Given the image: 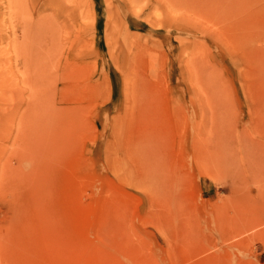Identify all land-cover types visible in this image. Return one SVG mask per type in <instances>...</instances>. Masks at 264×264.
<instances>
[{
  "label": "rangeland",
  "instance_id": "1",
  "mask_svg": "<svg viewBox=\"0 0 264 264\" xmlns=\"http://www.w3.org/2000/svg\"><path fill=\"white\" fill-rule=\"evenodd\" d=\"M169 1L0 0V264H264V0Z\"/></svg>",
  "mask_w": 264,
  "mask_h": 264
},
{
  "label": "bare ground",
  "instance_id": "2",
  "mask_svg": "<svg viewBox=\"0 0 264 264\" xmlns=\"http://www.w3.org/2000/svg\"><path fill=\"white\" fill-rule=\"evenodd\" d=\"M72 1V0H71ZM184 1V2H183ZM170 0L169 1V3L171 4L170 6L172 7L173 6V10L176 12V13H179V12H184V13H187L188 14V16H189V14H192L193 13V15L195 16V17H193V18H197V19H200V20H204V18L205 19H207L206 18V15H205V4H203L202 3V1L201 0ZM223 2H221V0H218V3H219V7H222V6H224V5H222V4H224V0H222ZM246 1V0H245ZM238 3V2H237ZM226 5V4H225ZM222 8H225V7H222ZM222 8H220V10L222 9ZM73 10H75L74 8H72ZM222 11V10H221ZM77 12V11H76ZM224 14H225V11H222ZM221 13V12H220ZM223 14V15H224ZM87 16V15H86ZM192 16V15H191ZM224 16H221V14H219V16L217 17V22L219 23V22H221V21H218L220 18L222 19ZM115 18V17H114ZM189 18H190V16H189ZM44 19V18H43ZM225 19V18H224ZM236 19V18H235ZM52 20V19H51ZM41 22V21H40ZM223 22V21H222ZM53 23V22H52ZM41 24V23H40ZM42 25V24H41ZM47 27V26H46ZM72 94V93H71ZM73 95V94H72ZM63 99V98H62ZM66 103H67V101H66ZM46 104V103H45ZM61 104V103H60ZM49 105V104H48ZM69 106V105H68ZM43 108V107H42ZM48 108V107H47ZM134 108V107H133ZM132 110V109H131ZM135 111V110H134ZM133 112V111H132ZM131 112V113H132ZM130 113V114H131ZM129 114V115H130ZM134 114V113H133ZM140 114V113H139ZM175 114H178L177 112L175 113ZM127 115V114H126ZM179 115V114H178ZM132 116V115H131ZM45 117V116H44ZM143 117V116H142ZM155 117V116H154ZM0 118H1V115H0ZM125 118H127V121H128V115L125 117ZM157 118H159V117H157ZM134 119V118H133ZM138 119V118H137ZM160 119H164V118H160ZM131 120V119H130ZM165 120V119H164ZM163 120V121H164ZM1 121V120H0ZM160 121V120H159ZM167 122V121H166ZM127 123H129V121L127 122ZM165 123V122H164ZM176 124V123H175ZM199 124H201V123H199ZM127 125V124H126ZM162 125V124H161ZM202 125V124H201ZM200 125V126H201ZM164 126V125H163ZM177 127H178V125H176ZM130 127V126H129ZM176 127V128H177ZM196 127H198V124L196 125ZM203 126H201L200 128H202ZM205 127V126H204ZM2 128V127H1ZM51 128V127H50ZM179 128V127H178ZM159 128H157L156 130H155V132L158 130ZM173 129V128H172ZM197 129V128H196ZM206 129H208L207 127L205 128V129H203V130H206ZM220 129V128H219ZM175 130V129H174ZM177 130V129H176ZM197 130H199V127H198V129ZM1 131V130H0ZM3 131V130H2ZM160 131H161V129H160ZM209 131H211V129H209L208 131L206 130L205 132L207 133V132H209ZM218 131V130H217ZM126 132V131H125ZM130 132V131H129ZM181 132V131H180ZM184 132V131H183ZM185 132H186V130H185ZM195 133H197V131H194ZM204 132V133H205ZM211 132H213L214 133V131H211ZM133 133V132H132ZM131 133V134H132ZM164 133V132H163ZM201 132H200V130L198 131V135H199V140H197V139H195V140H197V141H194V143H193V147H194V150H195V152H196V157H195V155L193 156V157H195V160L197 159L198 160V158L202 155V156H204L205 154H208V153H210V151L212 152V153H210L211 155L210 156H213V155H215V150H217L216 148H215V146H214V143L212 142V138H208L207 139V141H206V139L203 137V136H207L206 134H204L203 135V133H201L203 136L201 137V134H200ZM126 134V133H125ZM127 134H128V132H127ZM130 134V135H131ZM161 134V133H160ZM186 134V133H185ZM194 134V133H193ZM38 135V134H37ZM196 135V134H195ZM212 135V134H211ZM218 135V134H217ZM127 137V136H126ZM174 137V136H173ZM185 137V136H184ZM183 137V138H184ZM198 137V136H197ZM208 137V136H207ZM163 138V137H162ZM181 138V137H180ZM179 138V139H180ZM201 138V139H200ZM216 138V137H215ZM178 139V140H179ZM3 140H5V138L3 137ZM33 140V139H32ZM222 140V139H221ZM225 140V139H224ZM223 140V141H224ZM127 141V140H126ZM214 141V140H213ZM230 141V140H229ZM227 142V141H226ZM84 143V142H83ZM126 143V142H125ZM182 143V142H181ZM223 145V144H222ZM33 148V147H32ZM126 148V147H125ZM5 150H8V149H5ZM16 150V149H15ZM178 151V150H177ZM208 151V153H206ZM225 151V150H224ZM229 151H230V149H229ZM83 152V151H82ZM243 152V151H242ZM7 153V152H6ZM214 153V154H213ZM219 153H220V151H219ZM2 154V153H1ZM4 154V153H3ZM18 154V153H17ZM24 154V153H23ZM22 154V155H23ZM197 154H199V156H197ZM217 154V153H216ZM228 154V153H227ZM237 154V153H236ZM209 155V154H208ZM251 155V154H250ZM254 155V154H253ZM215 156H217V155H215ZM218 156H219V154H218ZM228 156V155H227ZM249 156V155H248ZM247 156V157H248ZM20 157V156H19ZM127 157V156H126ZM207 157V156H206ZM205 157V158H206ZM209 157V156H208ZM226 157V156H225ZM255 157V156H254ZM1 158V157H0ZM3 158V157H2ZM9 158V157H8ZM27 158V157H26ZM172 158V157H171ZM201 159H202V157H200ZM200 158H199V160H200ZM211 158V157H210ZM233 158H234V156H233ZM251 158V157H250ZM209 158H207L205 161H207ZM225 159V158H224ZM231 159V158H230ZM238 159V158H237ZM244 159V158H243ZM15 160V159H14ZM212 161V158L210 159V162ZM228 161H230V160H228ZM7 162V161H6ZM13 162V161H12ZM23 162V161H22ZM171 162H172V160H171ZM209 162V160L207 161V163ZM209 162V163H210ZM214 162H216V161H214ZM218 162V161H217ZM197 163V162H196ZM204 163V162H203ZM209 163H208V165H209ZM206 163H204V164H201V165H204V166H206L205 165ZM20 165V164H19ZM214 165H215V163H214ZM9 167V166H8ZM203 167V166H202ZM134 168V167H133ZM203 168H205V167H203ZM88 169V168H87ZM250 171V170H249ZM87 172V171H86ZM16 173V172H15ZM83 174V173H82ZM168 174V173H167ZM139 176V175H138ZM244 178V177H243ZM7 179V178H6ZM144 192V191H143ZM261 199H263L264 198V194H263V196L262 197H260ZM260 199V203L262 204V206H259V203L256 201V204L255 203H252V204H255L257 207H260L261 209L260 210H262L263 211V209H264V199L263 200H261ZM260 204V205H261ZM255 207V206H254ZM106 208H108V206L106 207ZM263 208V209H262ZM109 209V208H108ZM257 210V209H256ZM261 211V212H262ZM254 212H255V210H254ZM264 212V211H263ZM111 214V213H110ZM104 223V222H103ZM76 228V227H75ZM104 229V228H103ZM105 230V229H104ZM86 232V231H85ZM84 232V233H85ZM87 234H88V231H87ZM101 234V233H100ZM99 234V235H100ZM106 234V233H105ZM82 235V234H81ZM83 236V235H82ZM81 237V236H80ZM102 237V236H101ZM84 240V239H83ZM97 240V239H96ZM85 241H86V239H85ZM104 246V245H103ZM130 263V262H129Z\"/></svg>",
  "mask_w": 264,
  "mask_h": 264
},
{
  "label": "crops",
  "instance_id": "3",
  "mask_svg": "<svg viewBox=\"0 0 264 264\" xmlns=\"http://www.w3.org/2000/svg\"><path fill=\"white\" fill-rule=\"evenodd\" d=\"M264 199V198H263ZM264 201V200H263Z\"/></svg>",
  "mask_w": 264,
  "mask_h": 264
}]
</instances>
